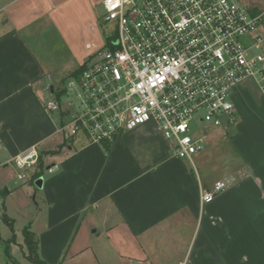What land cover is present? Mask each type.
<instances>
[{
  "label": "crops",
  "instance_id": "0c3cea01",
  "mask_svg": "<svg viewBox=\"0 0 264 264\" xmlns=\"http://www.w3.org/2000/svg\"><path fill=\"white\" fill-rule=\"evenodd\" d=\"M101 2L0 0V212H22L46 264H264L263 87L234 89L237 157L203 178L152 122L120 134L105 153L60 130L65 117L45 109L80 75L52 84V64L75 61L69 71L82 69L105 42ZM33 146L46 154L41 187L37 163L23 183L13 179L21 172L13 159ZM217 180L228 183L225 190L201 203V189Z\"/></svg>",
  "mask_w": 264,
  "mask_h": 264
},
{
  "label": "built area",
  "instance_id": "2783aa9c",
  "mask_svg": "<svg viewBox=\"0 0 264 264\" xmlns=\"http://www.w3.org/2000/svg\"><path fill=\"white\" fill-rule=\"evenodd\" d=\"M102 7L115 35L88 55L60 100L44 103L65 117L60 130L69 136L102 145L152 122L173 155L192 162L210 134L236 122L237 85L252 77L264 87V32H257L264 0H103ZM200 112L203 133L194 135L190 124ZM37 159L35 146L16 156L17 179ZM227 185L217 180L201 189V203Z\"/></svg>",
  "mask_w": 264,
  "mask_h": 264
},
{
  "label": "rangeland",
  "instance_id": "374dc122",
  "mask_svg": "<svg viewBox=\"0 0 264 264\" xmlns=\"http://www.w3.org/2000/svg\"><path fill=\"white\" fill-rule=\"evenodd\" d=\"M98 13V19L99 24L101 27V34L105 38L106 35H115L116 33V22L115 21H107L103 18V7L102 2L98 4L97 8ZM76 65L75 61L74 63L71 61L70 63L65 64L64 66L61 65V63L54 66L52 64V74H53V81L52 84H60L65 83L66 79L70 77V74L72 71H69V69L72 68V65ZM72 76V75H71ZM242 87H245L250 92H253L254 89H256L258 92H260V89L258 90L259 84L254 81V79L246 78L244 79L241 84ZM38 87L35 85V88ZM59 88V87H58ZM260 88V87H259ZM264 88V87H263ZM55 90L56 89L55 87ZM74 96V95H73ZM233 97V96H232ZM62 97L59 98V100ZM231 101L233 102V98H231ZM202 112H200L198 115L195 116L193 121L190 124V133L194 135H200L203 133V122L199 120L201 117ZM236 115V122L228 127L227 133H212L209 135L207 143L205 144V147L202 151H200L196 156L193 157V166L194 169L199 173L200 177L203 178L204 174H209L211 171L215 170V168L220 169L225 163L230 160L231 158L237 157L235 154L234 147L231 143V137L236 132V125L239 122V119ZM238 119V120H237ZM187 162V160L185 159ZM189 163V162H187ZM9 164V163H8ZM189 167V170L193 172V166L192 164H187ZM234 169L231 171L235 175H239L240 173V166L233 167ZM194 170V171H195ZM219 170V173H220ZM26 173V169L24 170ZM216 174V173H213ZM219 175L218 172L216 176ZM15 181L19 182L18 184H21V182L25 179H23L21 182L17 179V176L14 173ZM35 182V181H34ZM33 182V183H34ZM23 183V182H22ZM32 203V200H30ZM32 207V206H31ZM3 210L2 201L0 202V211ZM7 217H10V222H12V225L14 227V230L12 231L10 227L2 222V212L0 217V224H1V237L2 241L0 242V264H28L27 260L23 256V249L22 245L24 244V234L23 229L26 228L24 224L20 223V215L22 212H19L18 210H9L7 209ZM31 212V210H30ZM4 214V213H3ZM6 214V212H5ZM14 219V221H13ZM15 234V241H11L10 244L7 247V250L5 249V241L8 240L12 234ZM8 253V254H7ZM10 258H13L15 261L11 262Z\"/></svg>",
  "mask_w": 264,
  "mask_h": 264
},
{
  "label": "trees",
  "instance_id": "16d2710c",
  "mask_svg": "<svg viewBox=\"0 0 264 264\" xmlns=\"http://www.w3.org/2000/svg\"><path fill=\"white\" fill-rule=\"evenodd\" d=\"M109 41V38L106 40ZM81 68L78 70L72 71L70 74V77H78V74L81 72ZM72 75V76H71ZM65 92V89H59L56 91L55 97L57 99L60 98V96ZM112 143L110 142H104L101 146L105 153H109L111 149ZM45 151H39L38 152V159H37V170L34 174V177H40L43 173L44 169V156ZM0 193H2V190H0ZM3 220L7 223V225L10 227V229L13 231V225L12 222H10V219L7 217V215L3 214ZM24 234V244H23V256L27 260L28 264H46L44 260H42L38 255V238L34 232L29 230L27 227L23 229ZM2 241V237L0 235V242ZM11 241H15V234L13 233L12 236L6 240L5 243V249L7 250L8 245ZM8 254V253H7ZM11 262H14L15 260L13 258H10ZM15 263V262H14Z\"/></svg>",
  "mask_w": 264,
  "mask_h": 264
},
{
  "label": "water",
  "instance_id": "95a60500",
  "mask_svg": "<svg viewBox=\"0 0 264 264\" xmlns=\"http://www.w3.org/2000/svg\"><path fill=\"white\" fill-rule=\"evenodd\" d=\"M35 184H36L38 187H41V185H42V178L39 177V178L35 181Z\"/></svg>",
  "mask_w": 264,
  "mask_h": 264
}]
</instances>
